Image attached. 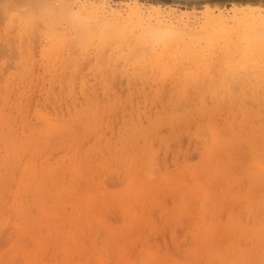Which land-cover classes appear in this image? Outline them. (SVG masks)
Returning <instances> with one entry per match:
<instances>
[{
    "label": "rangeland",
    "instance_id": "rangeland-1",
    "mask_svg": "<svg viewBox=\"0 0 264 264\" xmlns=\"http://www.w3.org/2000/svg\"><path fill=\"white\" fill-rule=\"evenodd\" d=\"M138 1L200 38L0 14V264H264V50L201 28L264 0Z\"/></svg>",
    "mask_w": 264,
    "mask_h": 264
},
{
    "label": "bare ground",
    "instance_id": "bare-ground-1",
    "mask_svg": "<svg viewBox=\"0 0 264 264\" xmlns=\"http://www.w3.org/2000/svg\"><path fill=\"white\" fill-rule=\"evenodd\" d=\"M41 1L42 0H0V14L3 16L4 12L18 9L21 6H28L30 9H27L23 16L24 25H36V21L39 23L42 19H44L46 23L49 22L47 24L51 26L58 23L63 25V21H66L73 29L77 30V37H79L80 40H87V42H89V37H92L94 33L97 34L96 32H98L97 28L92 23L95 25L101 24L100 21L105 22L103 33L109 34L112 37L121 36L126 38L127 36L124 34V31H126L125 28L131 26V28L137 27L142 31L138 33L141 38V34L148 33V35L150 34L151 36V38L149 37L151 41L168 40L173 41L177 46L182 43V35L184 33H188L192 41H195L198 37L200 38V32L198 31L201 29L194 26V23L192 24L193 26L188 25L189 13H183V15L174 22L173 20L167 19V16L161 11L163 6L160 5L150 4L149 7L146 8L144 3L138 0H132L128 2L127 5L125 4L126 9L124 10L126 11V16L124 17L120 10H116V8L107 9L109 0H101L99 3L95 0L97 4L93 0H71V2H67L66 0ZM73 3L76 4V7ZM34 4L36 7L37 5L40 6L36 13H34V10L31 8H34ZM204 6L205 8L202 12L204 20L201 23V28L202 30L203 28L206 29L205 33H207V30L210 28L216 30L214 35H207V38L205 37L208 42L215 41L216 38H221L224 40L227 49L238 50L240 49L239 47H236L235 44H231L233 35H237L239 39L244 42L256 43L258 51L264 50V4H255V2H235L228 8L230 12L226 13L224 11L225 8H221L219 5L207 3ZM175 9L177 8L171 7L169 12H174ZM188 11L193 12L194 10ZM37 19L40 20L38 21ZM33 25L31 27H33ZM36 26H38V24ZM258 27L262 28L259 29ZM131 28H129V34ZM64 44L66 43L64 42ZM67 44L71 47L70 43L67 42ZM3 47L5 49V45ZM3 47L1 46L0 48ZM244 49L248 51L247 48H242L243 51ZM0 52H2V50H0ZM261 52L264 53V51ZM257 53L259 54L260 51Z\"/></svg>",
    "mask_w": 264,
    "mask_h": 264
},
{
    "label": "water",
    "instance_id": "water-1",
    "mask_svg": "<svg viewBox=\"0 0 264 264\" xmlns=\"http://www.w3.org/2000/svg\"><path fill=\"white\" fill-rule=\"evenodd\" d=\"M174 1H176V0H174Z\"/></svg>",
    "mask_w": 264,
    "mask_h": 264
}]
</instances>
